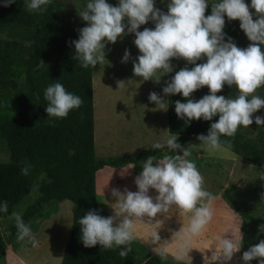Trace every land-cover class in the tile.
Wrapping results in <instances>:
<instances>
[{
    "label": "rangeland",
    "instance_id": "rangeland-1",
    "mask_svg": "<svg viewBox=\"0 0 264 264\" xmlns=\"http://www.w3.org/2000/svg\"><path fill=\"white\" fill-rule=\"evenodd\" d=\"M51 1L28 0L43 7ZM55 1L58 15L81 35L72 57L88 56L92 61L96 158L139 152L142 145L135 137L146 126L162 123L160 110L151 108L168 104L176 129L183 116L179 101L199 86L197 55L186 37L170 30L166 19L177 26L189 23L216 3L227 14L224 25L230 33L223 32L217 38L211 32L204 34L201 43L216 51L225 65H243L254 55L264 54V0ZM11 40L29 44L25 29L0 24V46ZM161 92L167 95V104ZM209 113L223 124L227 137L214 141L190 134L174 156L164 152L142 159L134 169L104 167L107 169L97 171L96 183L103 180V173L111 177L107 184L115 195L111 198L100 188L96 191L99 209L109 215L111 246L165 264H264V224L249 223L245 234L242 219V214L264 218V161H253L244 146L251 143L264 150V65L229 78L217 90ZM163 141L168 142L169 137ZM8 159L9 151L0 135V161ZM182 159L211 182L180 172ZM146 166H153L155 173L144 182L140 172ZM173 173L185 178L183 203L162 200ZM127 184L134 193L117 197L125 194ZM143 185L148 189L144 191ZM233 185L231 194L240 211L223 197V190ZM132 195L137 201L129 199ZM37 196L33 190L0 217V230ZM51 204L46 205L44 214L55 210ZM41 220L29 222V236L34 237L31 232ZM57 227L53 225L48 235L54 233V238ZM43 239V233L37 235L42 249L38 246L34 251L18 252L11 244L5 246L0 264H58L60 251L50 259L51 244L42 245Z\"/></svg>",
    "mask_w": 264,
    "mask_h": 264
},
{
    "label": "trees",
    "instance_id": "trees-1",
    "mask_svg": "<svg viewBox=\"0 0 264 264\" xmlns=\"http://www.w3.org/2000/svg\"><path fill=\"white\" fill-rule=\"evenodd\" d=\"M53 0L44 7L28 0H0V24L19 26L28 33L29 44L16 40L0 46V135L9 159L0 161V217L33 190L38 196L25 211L0 230V252L11 244L31 245L26 232L32 219H44L49 203L64 199L72 202V225L60 264H165L144 260L130 249L108 242L107 212L99 209L96 173L104 166L139 165L142 159L178 150L190 134H201L219 141L229 135L223 124L210 116L217 90L234 76H241L264 65V54L254 55L243 65H225L218 53L204 46L201 37L223 32L225 11L210 4L194 21L175 25L172 32L186 37L196 55L199 86L179 101L183 113L172 142L124 154L96 158L94 155V119L92 61L88 56L73 58V46L81 35L61 18ZM256 163L264 161V150L244 144ZM155 173L153 166L141 169L147 182ZM223 190L225 201L240 211L231 191ZM245 234L248 224H264V218L242 214ZM145 251L146 249L142 247Z\"/></svg>",
    "mask_w": 264,
    "mask_h": 264
},
{
    "label": "crops",
    "instance_id": "crops-1",
    "mask_svg": "<svg viewBox=\"0 0 264 264\" xmlns=\"http://www.w3.org/2000/svg\"><path fill=\"white\" fill-rule=\"evenodd\" d=\"M159 95L163 96L164 102H166L165 97L167 95L164 96V93H162V92ZM166 104H167V102H166ZM151 109L155 110V111L160 110V114H162L161 115L162 123L159 124V126H157L156 123H153L152 125H150V127L146 126L143 129L145 131L140 132L139 136L135 137V139H137L138 142H141L142 147L139 149L140 151L143 149H146V148L154 147V145L160 146L164 143L172 142L176 137V133L172 132L169 128L170 106L167 104V106H161L160 109H156V108H151ZM93 112H94V106H93ZM94 124H95V121H94ZM167 137H169V141L168 142L163 141L164 138H167ZM107 157H109V156H107ZM133 165L134 164H127V165H125V167H128V168L130 167V169H131L133 167ZM104 167H111V166H104ZM104 167H102L98 171H100V170L104 171V169H107ZM111 168H112V170L116 171V169L120 168V167H111ZM132 169H134V168H132ZM179 175L180 174L175 175L173 173V181L172 182H166L165 192L162 195V200H166L169 202L176 201L177 203H180V202L183 203L182 201L184 200L186 182H185V178H183V177L180 178ZM102 178H103V180L100 179V183H98V184L96 183V191L99 192L98 189L100 188V190L102 192H104L105 194H107L108 197H111V198L115 197V195H113V191H111L110 187L107 184L109 182L108 178H111V177H107V175L103 173ZM113 178H115L116 179L115 182H117L118 176L115 175V177H113ZM148 187L149 186L143 185L144 191L146 189H148ZM171 187H173V188H171ZM132 188H133L132 186L127 184L126 185V191H124L125 194L119 195L117 197L123 198L129 193H134L135 190H133L134 188L133 189ZM129 199L133 200V201H137L138 197L136 195L135 196L132 195L131 197H129ZM51 205L54 206L55 210H53L47 218L41 220V222L37 226L36 230L34 232H31L35 237V239L33 237L34 242L31 245H28V244L22 242L19 245H17L16 248H18V252H22L25 249L34 251L35 249L38 248V246L41 248V246L39 245L40 241H37L36 239H37V235L43 233L44 239L41 241V244L42 245H45L48 243L51 244V247H49V250H48V254L50 256V259L53 258L54 255L60 251L59 262H58V264H60L62 254H63L64 248H65L68 236H69L70 228L72 225V202L68 199H64V200L52 203ZM55 223L58 224V227L55 230V235L53 238L54 233H52V235H48L49 233H47V232H48V230H50V228L53 227V225H56ZM64 227H65V231H64ZM43 230H44V232H43ZM64 233H65V235H64ZM63 235H64V237H63ZM62 237L64 239H62ZM7 246H9V244H6V247Z\"/></svg>",
    "mask_w": 264,
    "mask_h": 264
},
{
    "label": "water",
    "instance_id": "water-1",
    "mask_svg": "<svg viewBox=\"0 0 264 264\" xmlns=\"http://www.w3.org/2000/svg\"><path fill=\"white\" fill-rule=\"evenodd\" d=\"M180 172L195 179L211 182V180L208 179L204 174L197 171L187 159H182Z\"/></svg>",
    "mask_w": 264,
    "mask_h": 264
}]
</instances>
